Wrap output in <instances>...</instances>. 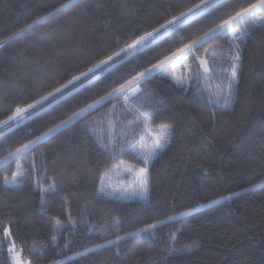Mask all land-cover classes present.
<instances>
[{"label":"trees","instance_id":"16d2710c","mask_svg":"<svg viewBox=\"0 0 264 264\" xmlns=\"http://www.w3.org/2000/svg\"><path fill=\"white\" fill-rule=\"evenodd\" d=\"M199 2L0 0V120L6 119L18 104L32 103L119 51L144 31H151ZM249 2L254 0H229L218 11L206 14V18L190 22L181 33L184 42L213 26L214 21L208 16L239 10L240 5L247 6ZM46 16V21L9 39ZM180 43L175 35L158 41L152 49L113 69L115 75L106 73L99 81L0 137V156L99 99L117 81L123 82L121 76L130 78L128 73L134 75L143 70L160 53L174 50ZM221 47L226 50L228 45L223 41L207 43L195 55L215 58ZM204 48H208L207 54ZM241 52L230 110L222 107V100L220 104L214 99L210 103L207 92L201 95L195 87L181 91L167 78L157 77L144 85L146 93L161 99L154 109L156 125L167 122L173 126L170 144L150 165V195L146 201L111 199L99 194L100 173L114 169L120 160L136 167L141 165L127 153L109 160L91 134L84 131V121L74 122L39 147L38 166L41 171L46 166L49 177L56 175L58 187L47 197L43 211L39 192L33 191L31 180L22 190L0 188V264H8L5 226L10 227L12 239L17 248L24 249L25 257H39L43 247V259L33 258L32 264H53L148 223H157L154 234L133 237L118 248L108 246L77 256L70 264H264V187L245 191L264 182V28L251 31ZM225 67L228 65L215 68L213 91L217 83L226 88ZM110 107L106 104L88 119L93 120ZM93 126L99 127V123ZM140 140L137 136L136 142ZM30 161L31 156L23 162L26 168ZM15 167L12 162L2 166L0 183L3 175L10 176ZM222 197L228 198L210 204ZM202 205L207 206L188 217L178 216ZM69 209L76 226L65 227L53 245L51 219L66 221ZM169 216L178 219L159 223ZM117 220L119 231L112 226ZM89 225L97 229L104 225L106 231H89ZM173 234L175 240L171 239ZM173 245L177 251L170 252ZM33 247L37 249L35 253L31 252Z\"/></svg>","mask_w":264,"mask_h":264},{"label":"snow or ice","instance_id":"6c2138e0","mask_svg":"<svg viewBox=\"0 0 264 264\" xmlns=\"http://www.w3.org/2000/svg\"><path fill=\"white\" fill-rule=\"evenodd\" d=\"M228 2L229 0H200L199 3L193 4L192 7L187 8L178 15L166 19L164 23L152 28L151 31H144L142 35H138L130 43L126 42L119 51L98 60L86 71L72 76L67 83L54 87L52 91L40 96L32 103L24 106L18 104L6 119L0 120V137H6L27 121L39 117L42 113L58 105L67 96H72L73 93H78L86 85L99 81L106 73L115 75L113 69H117L129 58H135L152 49L158 41H163L166 37L172 38L175 35L181 42L174 50L169 49L167 52L160 53L156 56L155 62L150 63L143 70H133L135 71L134 75L128 73L130 78L124 79L121 76L120 79L123 82L117 81L116 86H111L110 90L105 95L100 96L99 99L86 104L85 107L80 108L79 111H74L72 115L60 120L59 123L49 127L40 135L35 136L33 139H27L26 142L20 143L14 150H9L6 155L0 156V170H3L2 166L9 162L16 165L10 176L7 173L3 175L0 188L4 190H22L24 185L31 180L33 191L39 192L40 210L43 211L47 204V197L56 192L58 185L55 174L51 177L47 175L46 166L44 171L40 170L37 162V149L50 138L55 137L61 130L73 125L74 122L84 121V131L91 134L94 142L103 150L109 160H115L127 153L131 159L141 165L139 167L129 165L125 160H120L119 164L115 165L116 170L128 172L134 177L127 184L112 182L110 173L113 169H106L100 173L99 194L111 199L146 201L150 195V165L170 144L173 126L167 122L156 125L154 109L156 105L161 103V99L146 93L144 85L157 77L167 78L171 84L181 91H188L195 87L201 95L207 92L210 103L214 99L217 104H220L222 100V107L230 110L235 100L236 85L239 79L238 69L242 60V44L254 28H264V0H254V2L247 3V6L240 5L239 10H233L220 16H208L207 18L214 21L213 26L208 27L207 31L196 35L187 42H184V37L181 35L190 22L206 18V14L218 11ZM64 7H67V5H64ZM56 11L58 12L59 9ZM52 14L49 13L48 15L51 16ZM47 19V16L40 17L39 21H33V24L21 28L18 33H14L9 39L25 34L33 28V25ZM217 20L219 22L215 23ZM216 41H223L228 45V48L225 50L221 47L215 58H209L207 55H195L199 48ZM2 46L3 42H0V47ZM208 51V48H204L205 54ZM192 57L194 59H190ZM220 64L228 65L223 69L226 73L227 86L225 88L217 83L215 84V91H213L212 80L215 75V68ZM106 104H110L111 107L101 112L99 116L94 117L93 120L88 119ZM96 123H99V127L93 126ZM137 136L141 137L138 143L136 142ZM30 156V167L26 168L23 162H27ZM43 181H47V183ZM260 187H264V182L253 184L245 191H252ZM236 195H239V193ZM63 199L67 202L66 198ZM192 214V210H188L180 213V216L188 217ZM81 219L83 220V217ZM177 219V216H169L166 221H160L159 223H168ZM76 223V220L72 218L70 209L67 210L66 221L59 217H52L50 225L53 232L51 235L52 244H57L58 233L62 232L67 226L75 227ZM112 226L119 231L118 220ZM88 227L89 231H106L104 225H101L99 229L95 225H89ZM156 228L157 223H148L133 231L116 235L115 239H106L103 243L85 247L83 251L76 252L74 256H66L63 260H55L53 264H70L77 256H87L89 253L108 246L118 248L121 242L133 237L154 234ZM3 238L9 241L8 264H32L33 258L43 259L44 257L43 247L40 249L39 257H25L24 249L22 247L17 248L15 241L12 239L9 226L3 228ZM171 239H176L175 234L172 235ZM67 247H69V243L66 241L65 248ZM169 250L170 252L177 251L174 245ZM36 251L35 247L31 249L32 253Z\"/></svg>","mask_w":264,"mask_h":264},{"label":"rangeland","instance_id":"374dc122","mask_svg":"<svg viewBox=\"0 0 264 264\" xmlns=\"http://www.w3.org/2000/svg\"><path fill=\"white\" fill-rule=\"evenodd\" d=\"M110 175H111V180H112L113 183L123 182V183L127 184V183L131 182L134 179V177L131 174H129L128 172L118 171L115 168L110 173ZM107 198H109V197H107ZM226 198H228V197H222L220 199H217V200L211 202L210 204H216V203L221 202L222 200H224ZM120 200H126V201L127 200L128 201H141V200H131V199H120ZM205 206H207V205H202L200 207H197L194 210H192V212L195 211V210H197V209H199V208H203ZM178 216H180V215H178ZM180 217H182V216H180Z\"/></svg>","mask_w":264,"mask_h":264},{"label":"water","instance_id":"95a60500","mask_svg":"<svg viewBox=\"0 0 264 264\" xmlns=\"http://www.w3.org/2000/svg\"><path fill=\"white\" fill-rule=\"evenodd\" d=\"M73 4V3H72ZM69 6H71V5H68L67 7H69ZM67 7H65V8H67Z\"/></svg>","mask_w":264,"mask_h":264}]
</instances>
